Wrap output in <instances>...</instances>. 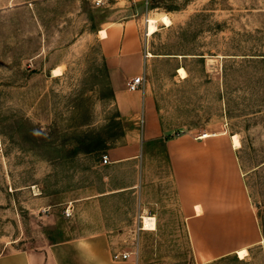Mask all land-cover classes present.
I'll use <instances>...</instances> for the list:
<instances>
[{
    "label": "rangeland",
    "instance_id": "obj_1",
    "mask_svg": "<svg viewBox=\"0 0 264 264\" xmlns=\"http://www.w3.org/2000/svg\"><path fill=\"white\" fill-rule=\"evenodd\" d=\"M163 14L170 25L158 21L146 36L147 18ZM124 22L135 30L143 85L163 128L229 138L259 240L240 259L210 253L209 238L182 233L160 156L147 157L143 189L153 211L141 212L155 215L156 230L118 238L120 244L139 243L141 264H264V0H0V254L73 237L84 223L73 220V198L104 188V177L133 180L128 165L99 166L143 125L117 109L99 34L111 37ZM162 143L142 148L152 152ZM154 187L163 188L162 198ZM126 193L105 203L110 219L133 206Z\"/></svg>",
    "mask_w": 264,
    "mask_h": 264
},
{
    "label": "crops",
    "instance_id": "obj_2",
    "mask_svg": "<svg viewBox=\"0 0 264 264\" xmlns=\"http://www.w3.org/2000/svg\"><path fill=\"white\" fill-rule=\"evenodd\" d=\"M102 41L111 68L117 109L121 115L129 116L135 126L139 119L143 125L140 132L135 127L126 135V145L107 151L105 155L109 162L103 164L101 160L99 166L114 170L128 165L135 174L134 178L123 183L104 177V188L89 195L77 196L71 201L73 220L77 222L82 217L84 220L81 232L38 249L7 251L0 254V264H141L133 254L126 259H114L113 255L140 251L139 243L132 242L130 247H123L118 238H132L141 231L156 230L155 215L151 212L147 216L141 215L146 208L153 211L145 203L148 201L143 189L147 157L165 158L174 203L183 223L182 233L209 238V252L215 251L221 255L236 253L256 244L259 240L257 221L247 201L239 176V163L229 138L224 132L173 135L172 130L163 128L149 89L145 87L144 90L129 91L126 88L127 80L143 75V55L136 44L135 30L131 24L124 22L121 28L113 29L111 37L107 35ZM203 134L208 136L200 138ZM152 142H163V148L152 152L143 150L145 143ZM161 168L164 169L163 163ZM111 183L114 185L111 186ZM152 190L153 194L161 198L164 196L163 188L154 187ZM126 192L131 195L133 206L129 211L120 210L122 216L118 219H110L105 203L124 196ZM145 217L154 219L153 228L144 227ZM140 223L143 224L142 230ZM213 238H216L218 249L213 250ZM241 243L244 245H239Z\"/></svg>",
    "mask_w": 264,
    "mask_h": 264
},
{
    "label": "bare ground",
    "instance_id": "obj_3",
    "mask_svg": "<svg viewBox=\"0 0 264 264\" xmlns=\"http://www.w3.org/2000/svg\"><path fill=\"white\" fill-rule=\"evenodd\" d=\"M158 21H160L162 24L167 25V26L170 25V23H171L170 18L167 15H164V14L161 15L159 17V19L158 18H154V17L147 18V20H146V35H148V36L152 35V34H154L157 31V29H158V27H157ZM99 34H101L100 36L102 38H105L107 36L106 35L107 33H106V31L104 29H102ZM148 56H151V54L148 53ZM179 73H180L181 77H185L186 76V72H185V70L183 68L179 69ZM52 75L53 76L60 75V70H59L58 67L52 69ZM207 134L200 135L199 137L200 138H205V137L208 136ZM231 138H232V141H233V145L235 147H239L240 144H239V140L237 138V135H232ZM148 217L144 218V227L145 228H151V227L153 228L154 227V219H148ZM149 218H151V217H149ZM236 254L238 255V257L240 259H243L246 256L247 251L243 248V249L238 250L236 252Z\"/></svg>",
    "mask_w": 264,
    "mask_h": 264
},
{
    "label": "built area",
    "instance_id": "obj_4",
    "mask_svg": "<svg viewBox=\"0 0 264 264\" xmlns=\"http://www.w3.org/2000/svg\"><path fill=\"white\" fill-rule=\"evenodd\" d=\"M143 82H144V77L142 75L140 76H135L133 78H131L130 80L127 81V89L129 91H138V90H144L145 86L143 85ZM109 162V158L107 155H103L102 156V163L103 164H106ZM64 214L66 217L70 216L71 215V209H70V206H68L65 210H64ZM141 221H143V218L140 217ZM143 225V224H142ZM133 254V255H137V252H133V253H130V252H125V253H116L113 255V258L114 259H126V258H129L130 255Z\"/></svg>",
    "mask_w": 264,
    "mask_h": 264
}]
</instances>
